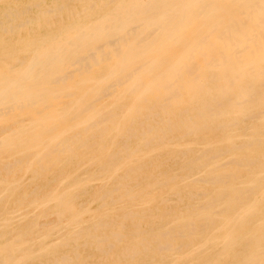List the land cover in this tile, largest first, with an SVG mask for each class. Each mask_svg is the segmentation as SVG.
Segmentation results:
<instances>
[{
  "label": "bare ground",
  "instance_id": "bare-ground-1",
  "mask_svg": "<svg viewBox=\"0 0 264 264\" xmlns=\"http://www.w3.org/2000/svg\"><path fill=\"white\" fill-rule=\"evenodd\" d=\"M0 264H264V0H0Z\"/></svg>",
  "mask_w": 264,
  "mask_h": 264
}]
</instances>
